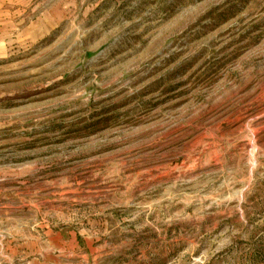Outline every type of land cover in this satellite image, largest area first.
<instances>
[{"label":"rangeland","instance_id":"obj_1","mask_svg":"<svg viewBox=\"0 0 264 264\" xmlns=\"http://www.w3.org/2000/svg\"><path fill=\"white\" fill-rule=\"evenodd\" d=\"M0 264H264V0H0Z\"/></svg>","mask_w":264,"mask_h":264}]
</instances>
